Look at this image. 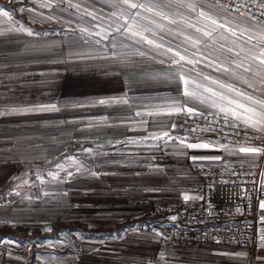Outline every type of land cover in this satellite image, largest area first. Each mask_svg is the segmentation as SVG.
Wrapping results in <instances>:
<instances>
[{"label":"crops","instance_id":"crops-1","mask_svg":"<svg viewBox=\"0 0 264 264\" xmlns=\"http://www.w3.org/2000/svg\"><path fill=\"white\" fill-rule=\"evenodd\" d=\"M135 2L146 7L129 9L123 0L0 4V31L7 33L0 36V112L52 104L58 109L0 115V241L26 248V252L13 248L6 264L248 262L249 254L239 249L162 247L167 226L148 219L152 204L185 202V195L188 201L212 199L211 190L198 192L194 165L264 163V155L242 153L240 145L225 144L215 134L206 138L180 134L174 120L183 112L171 108L175 104L194 107L196 113H220L213 103H221L218 97L204 88L233 94L212 80L255 98L264 96V85L244 72L249 62L244 59L246 48L241 49L247 34L233 43L229 32L201 17V11L212 14L206 0ZM189 3L196 5L195 10L186 6ZM151 4L166 7L149 10ZM236 17L231 11L214 16L233 26ZM125 20L139 28V36L123 30ZM20 25L33 35L9 31ZM213 28L212 38L203 35ZM197 38L199 43L194 44ZM176 51L198 63L182 62L183 67L172 63ZM241 62L243 66L237 67ZM185 73L194 98L184 95V82L178 79ZM262 236L260 207L254 264H264Z\"/></svg>","mask_w":264,"mask_h":264},{"label":"built area","instance_id":"built-area-1","mask_svg":"<svg viewBox=\"0 0 264 264\" xmlns=\"http://www.w3.org/2000/svg\"><path fill=\"white\" fill-rule=\"evenodd\" d=\"M206 1L212 5L216 3V0ZM221 2L238 16L235 11L237 6H242L241 11L249 10L257 17L264 12V8L259 7L264 0ZM174 126L177 132L192 138H206L214 133L221 142L229 145L264 144V133L243 123L235 127L232 118L225 121L220 113H181L176 116ZM192 170L200 180L198 192L211 190L212 199L152 204L148 209L149 222L167 226V234L160 245L186 248L196 244L244 250L249 254L247 264H254L259 210L264 200V163L194 165ZM14 247L8 241L0 242V264H5L7 253ZM19 250L25 252L26 248L21 246Z\"/></svg>","mask_w":264,"mask_h":264},{"label":"snow or ice","instance_id":"snow-or-ice-1","mask_svg":"<svg viewBox=\"0 0 264 264\" xmlns=\"http://www.w3.org/2000/svg\"><path fill=\"white\" fill-rule=\"evenodd\" d=\"M123 3L127 5L129 9H138V8H144L146 7L143 4H138L135 2V0H123ZM50 5L42 4L41 7H47ZM188 8H191L195 10L196 5L194 4H187ZM149 10L152 9H162L166 7L165 5H155L151 4L147 6ZM201 7H204L203 5ZM209 9V12L212 14L209 15L205 11L200 12V16L203 17L205 20L209 21L211 25L216 26L219 29H224L225 31L229 32L232 37H235V40L233 43L236 42V40L240 39L241 35L247 34V40L244 41V48L241 49V51H244L246 48V54L244 56V59L247 60L248 66L244 68V72L246 73H252L254 77L258 78V82L261 85H264V12H261L260 16L257 17L254 13H251L249 10L241 11L242 6H237L235 8V11L239 13V16L236 17L238 23L236 26H233L228 21H220L216 17H222L226 12L229 11V8L221 2V0H216V3L213 5L207 6ZM260 8H264V3L259 4ZM2 10V9H0ZM23 11V9H21ZM157 16H160L162 19H168L166 16H164L162 11H155L154 13ZM4 16H8V11H3ZM48 19H51V17H48ZM170 23H175L174 20L169 21ZM15 23V21H13ZM118 24L119 21H116ZM241 25H243V28L241 29ZM113 27V25H109V28ZM123 30L128 32L130 36H139L140 30L135 25H129L128 20L124 21V25L122 26ZM117 31H121L120 27L116 28ZM216 30V28H213L211 31L205 30L203 31V35L205 37L212 38L213 32ZM238 30H240V34L238 35ZM253 30V31H250ZM11 32H25L29 36L33 35V32L30 28H27L23 25H20L18 28L15 29H9ZM81 32H88V29H80ZM103 31V29H102ZM197 32H200L201 29L199 27L196 28ZM255 33H259L257 36ZM7 33L4 31H0V36H4ZM91 34V33H89ZM96 35H101L100 32H97ZM106 35V33H105ZM72 39V37H70ZM142 40H146V43L149 45H153V40L146 39V37H140ZM256 41L255 43H252V41ZM96 43H99V41H96ZM193 43H199V38H197ZM155 47H161V45H155ZM223 47V46H221ZM173 49L171 47L168 48V52H172ZM229 52H232V48L228 49ZM240 52H237L235 55L236 59L240 58ZM140 55H145V53L141 52ZM178 57V59H176ZM172 63H175L177 65H180L183 67L182 62L188 63V64H194L198 63V61H194L192 59H186L185 55H182L179 51H176L171 57ZM243 62L241 64H238L237 67H242ZM223 71L228 72V68H224ZM188 73H185L184 75H178V79L182 80L185 85V91L184 95L189 98L196 97L195 90L189 91V80L185 77L188 76ZM204 80H208L209 77H203ZM248 86L250 88H254V85L249 82ZM212 84H216L218 88L225 89L228 93H232V96L225 95L224 92H217L216 90L212 88H204L205 92H210L213 97H218L219 101L221 103L217 104L215 101L214 106L219 108V112L223 113V117L225 121H228L231 117L233 120V126L238 127L239 123H243L246 126H249L253 129H255L258 132H264V96L261 98H255L251 94L240 91L236 89L234 86L220 83L217 80H212ZM199 87V86H198ZM106 101L101 100L100 103L103 104ZM203 102V101H201ZM172 110L174 112H183L187 115H192L196 113V109L194 107H185L184 105H175L173 104L171 106ZM29 111H58L55 104L52 105H40L37 108L32 109H26V108H18L13 107L7 111L0 112V115H8V114H21L24 112ZM171 114V113H169ZM239 122V123H238ZM195 131V129H193ZM164 135H167V133H164ZM183 143V141H182ZM189 148H201V147H208L207 144H187L186 145ZM239 151L245 154H250L252 157H255L256 155H264V144L261 146H253V145H245L241 146L239 148ZM71 159V157H69ZM196 159V158H193ZM217 159V158H214ZM57 167H61L62 165L58 164ZM49 175H54L53 173H49ZM69 176L72 175L71 172L68 173ZM22 183H27L26 180L22 181ZM227 183V181H226ZM20 185H16V187H19ZM19 195V193H17ZM190 197L188 195L184 196V200L188 201ZM261 208H264V201L260 204ZM240 210L237 209V212ZM172 220H175L176 217H171ZM50 230V229H49ZM159 235V234H158ZM262 240H264V236L261 237ZM237 255H243V253H238Z\"/></svg>","mask_w":264,"mask_h":264},{"label":"rangeland","instance_id":"rangeland-1","mask_svg":"<svg viewBox=\"0 0 264 264\" xmlns=\"http://www.w3.org/2000/svg\"><path fill=\"white\" fill-rule=\"evenodd\" d=\"M3 1H5V0H0V4L1 3H3ZM262 133H264V132H262ZM211 134H214V133H210V135ZM209 134H208V136L207 137H209L210 136ZM216 135V134H215ZM240 146H242V145H240ZM260 164V163H259ZM263 174H264V172H263ZM262 181H263V175H262ZM264 182V181H263ZM1 242V241H0ZM8 242H10V243H12L11 241H8ZM13 244V243H12ZM24 247V246H23ZM14 248H16L19 252H20V250H19V248H21V246L20 247H17V246H15ZM13 249V248H12ZM12 249L7 253V255H6V260H5V264H6V261H7V257H8V255H9V253L12 251ZM25 252H26V250H25Z\"/></svg>","mask_w":264,"mask_h":264}]
</instances>
